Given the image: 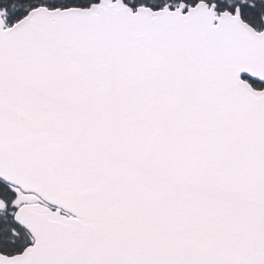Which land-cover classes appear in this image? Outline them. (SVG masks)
<instances>
[{"label": "snow or ice", "instance_id": "6c2138e0", "mask_svg": "<svg viewBox=\"0 0 264 264\" xmlns=\"http://www.w3.org/2000/svg\"><path fill=\"white\" fill-rule=\"evenodd\" d=\"M0 264H264V0H0Z\"/></svg>", "mask_w": 264, "mask_h": 264}]
</instances>
